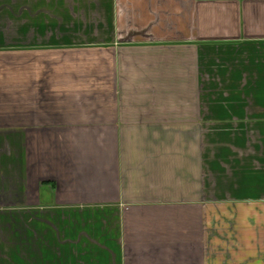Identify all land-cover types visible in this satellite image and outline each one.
Listing matches in <instances>:
<instances>
[{
	"label": "crops",
	"instance_id": "0c3cea01",
	"mask_svg": "<svg viewBox=\"0 0 264 264\" xmlns=\"http://www.w3.org/2000/svg\"><path fill=\"white\" fill-rule=\"evenodd\" d=\"M0 264H264V0H0Z\"/></svg>",
	"mask_w": 264,
	"mask_h": 264
}]
</instances>
